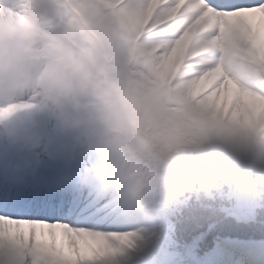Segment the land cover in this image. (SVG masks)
<instances>
[{"label":"clouds","instance_id":"clouds-1","mask_svg":"<svg viewBox=\"0 0 264 264\" xmlns=\"http://www.w3.org/2000/svg\"><path fill=\"white\" fill-rule=\"evenodd\" d=\"M176 20L187 30L194 14L182 8ZM144 64L130 17L115 15L104 0H0V141L39 148L41 115L81 114L65 124L91 125L102 157L74 182L135 214L162 205L185 182L182 153L217 138L251 144L264 134L189 112L161 80L140 71ZM228 71L249 83L258 74L242 55Z\"/></svg>","mask_w":264,"mask_h":264},{"label":"snow or ice","instance_id":"snow-or-ice-1","mask_svg":"<svg viewBox=\"0 0 264 264\" xmlns=\"http://www.w3.org/2000/svg\"><path fill=\"white\" fill-rule=\"evenodd\" d=\"M128 15L143 46L141 72L154 76L189 112L250 134L264 132V0H104ZM194 14L184 30L176 17ZM255 65V82L237 81L231 58ZM110 197L74 181L25 185L6 175L0 183V264H103L137 232ZM47 231L51 242L41 240ZM58 230L62 242H57Z\"/></svg>","mask_w":264,"mask_h":264},{"label":"trees","instance_id":"trees-1","mask_svg":"<svg viewBox=\"0 0 264 264\" xmlns=\"http://www.w3.org/2000/svg\"><path fill=\"white\" fill-rule=\"evenodd\" d=\"M263 171L264 170L261 169L260 173L263 174L264 173ZM252 180H254L252 183H257V184L264 183V180L257 175H255L252 178ZM240 183H242V182H240ZM224 192H226V190L222 189L221 193H224ZM237 192L239 195L243 192L239 184L235 185V187H232L231 190L229 191V194H228L229 200H227V196L217 197V194H215V197L212 201V205H221L222 207H227L229 205V203H228V201H229L231 203V205H230L231 208L234 209L237 206H239V208H240V206H242V205H240V203L243 204L245 201L243 200L242 197H240V199L238 201L236 200V197L238 196ZM216 210H220V208H217ZM213 212L214 211H212L211 213H213ZM238 228L240 229V227H238L236 225V226L231 227L228 230L235 233Z\"/></svg>","mask_w":264,"mask_h":264},{"label":"rangeland","instance_id":"rangeland-1","mask_svg":"<svg viewBox=\"0 0 264 264\" xmlns=\"http://www.w3.org/2000/svg\"><path fill=\"white\" fill-rule=\"evenodd\" d=\"M76 113V112H75ZM56 117H57V114H50V119H51V121H52V125H55L56 124V122H57V120H56ZM59 121H60V123H59V126H61L62 128L64 127V126H66V124H65V121L63 120V118L62 117H59ZM10 143V142H9ZM84 142L83 141H81V142H79L78 143V148L79 149H82V146L84 145L83 144ZM124 218V214L122 213V216H121V219H123ZM132 223V222H131ZM43 235L44 234H42V235H40V239L41 240H47V241H49L51 238L49 237V240L47 239V238H45V237H43ZM50 242V241H49ZM249 246H252V244H249ZM248 246V247H249ZM249 249H251L250 247H249ZM225 256H226V258L228 257V255H226V254H224ZM218 259V258H217ZM228 262H229V264H237V262H238V259H236V258H230L229 260H228ZM216 264H227V262H224L223 260H220V262H218V260H217V263Z\"/></svg>","mask_w":264,"mask_h":264},{"label":"bare ground","instance_id":"bare-ground-1","mask_svg":"<svg viewBox=\"0 0 264 264\" xmlns=\"http://www.w3.org/2000/svg\"><path fill=\"white\" fill-rule=\"evenodd\" d=\"M43 234L46 235L47 234V231L45 230V232Z\"/></svg>","mask_w":264,"mask_h":264}]
</instances>
